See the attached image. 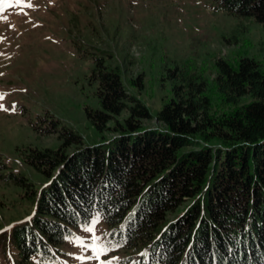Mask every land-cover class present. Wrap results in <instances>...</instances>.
<instances>
[{
  "label": "trees",
  "instance_id": "obj_1",
  "mask_svg": "<svg viewBox=\"0 0 264 264\" xmlns=\"http://www.w3.org/2000/svg\"><path fill=\"white\" fill-rule=\"evenodd\" d=\"M211 8L264 24V0H212ZM93 60L98 105L85 115L98 132L113 134L65 152L80 136L53 118L40 130L55 132L59 146L21 153L48 180L32 213L7 228L18 264L54 260L55 252H65L58 244L93 214L105 223L101 244L133 251L120 263L264 264V69L249 56L235 64L214 59L215 91L234 105L220 114L210 111L206 79L181 69L152 115L123 86L116 66L101 55ZM151 116L161 126H142ZM3 176L34 196L23 174Z\"/></svg>",
  "mask_w": 264,
  "mask_h": 264
},
{
  "label": "rangeland",
  "instance_id": "obj_2",
  "mask_svg": "<svg viewBox=\"0 0 264 264\" xmlns=\"http://www.w3.org/2000/svg\"><path fill=\"white\" fill-rule=\"evenodd\" d=\"M212 0H0V264H18L7 227L32 213L38 188L48 180L22 158L31 147L59 146L55 123L75 130L78 144L108 138L85 115L98 105L91 77L93 56L116 66L123 86L153 113L171 95L179 70L195 72L208 84L213 114L231 110L216 93L214 59L235 64L254 58L264 69V24L249 16L213 10ZM140 76V86L137 77ZM247 98L242 97L241 101ZM122 111L115 118L121 120ZM114 118V119H115ZM114 120L109 121L111 125ZM51 124V123H50ZM144 127L161 126L154 116ZM9 171L26 176L35 189L4 178ZM184 204V203H183ZM176 211L166 213V218ZM105 223L98 214L58 244L65 252L41 264H126L117 259L130 248L101 244ZM91 229V231H88ZM34 258V255L31 256Z\"/></svg>",
  "mask_w": 264,
  "mask_h": 264
},
{
  "label": "snow or ice",
  "instance_id": "obj_3",
  "mask_svg": "<svg viewBox=\"0 0 264 264\" xmlns=\"http://www.w3.org/2000/svg\"><path fill=\"white\" fill-rule=\"evenodd\" d=\"M4 94L3 93H0V97H2ZM3 106L0 105V108H2ZM88 231H91V229H88Z\"/></svg>",
  "mask_w": 264,
  "mask_h": 264
}]
</instances>
